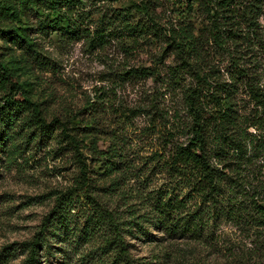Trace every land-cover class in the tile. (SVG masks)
<instances>
[{
  "label": "rangeland",
  "instance_id": "obj_1",
  "mask_svg": "<svg viewBox=\"0 0 264 264\" xmlns=\"http://www.w3.org/2000/svg\"><path fill=\"white\" fill-rule=\"evenodd\" d=\"M91 2L86 8L91 28L103 15L109 19L115 9L124 13L133 5L132 0ZM135 16L133 23L142 19ZM166 16L161 14L163 24ZM37 40L42 61L31 58L30 64L17 45L7 48L0 39V52L14 54L8 63L15 79L41 103L51 124L46 129L33 125L27 111L21 114L25 122L2 126L0 264L25 261L24 243L40 233L63 194L64 218L50 215L37 264H122L114 262L116 248L108 244L116 223L132 264H264V229L219 217H205L195 233L160 222L164 215L157 201L173 199L170 226L178 221L184 227L199 205L197 194L170 170L175 147L190 137L185 90L193 78L187 67L180 82L174 80L171 71L180 60L164 36L150 34L135 46L115 36L100 47L86 38L63 42L48 32ZM142 67L154 75L126 73ZM62 125L80 140L92 179L88 187ZM110 165L112 173L105 170ZM251 167L264 171L263 152Z\"/></svg>",
  "mask_w": 264,
  "mask_h": 264
},
{
  "label": "trees",
  "instance_id": "obj_2",
  "mask_svg": "<svg viewBox=\"0 0 264 264\" xmlns=\"http://www.w3.org/2000/svg\"><path fill=\"white\" fill-rule=\"evenodd\" d=\"M132 1L131 7L124 8L129 12L115 9L108 16L111 20L103 15L101 22L91 28L94 21L86 9L92 4L90 0H0V39L7 48L17 45L31 64L32 59L42 61L37 39L47 32L57 34L63 42L86 38L97 47L114 36L131 40L134 46L150 34L164 36L180 60L181 68L171 71L174 80L179 83L181 72L187 67L193 78L185 90L192 115L190 137L186 144L175 147L170 170L186 183L190 194H197L199 205L184 227L178 221L171 227L173 199L157 201L158 211L164 215L160 222L172 230L183 228L195 233L205 217H219L264 229V171L251 167L253 158L264 153V0ZM162 13L168 18L165 24L160 20ZM135 15H140L142 21L133 23ZM9 54L0 52V134L4 133L5 123L25 122L27 117L22 118L21 114L27 111V120L33 125L50 127L41 103L33 101L25 84L15 79ZM219 56L221 59L217 60ZM126 73L134 77L154 75L148 67ZM241 92L245 97L239 98ZM243 108L248 111L242 112ZM62 126V133L77 151L81 178L88 187L92 179L80 140L68 132L66 125ZM105 170L112 173L114 167L105 166ZM63 197L50 215L64 218ZM50 215L40 233L24 243L29 254L22 264L39 262L43 236L52 222ZM113 227L114 236L108 244L116 248L114 262L132 264L119 225Z\"/></svg>",
  "mask_w": 264,
  "mask_h": 264
}]
</instances>
